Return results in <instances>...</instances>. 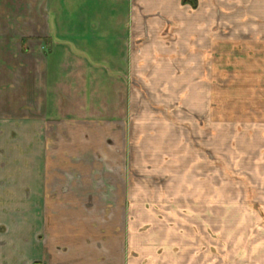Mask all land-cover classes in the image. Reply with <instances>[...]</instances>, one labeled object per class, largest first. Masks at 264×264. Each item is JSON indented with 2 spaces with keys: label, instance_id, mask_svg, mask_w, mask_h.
I'll list each match as a JSON object with an SVG mask.
<instances>
[{
  "label": "crops",
  "instance_id": "obj_1",
  "mask_svg": "<svg viewBox=\"0 0 264 264\" xmlns=\"http://www.w3.org/2000/svg\"><path fill=\"white\" fill-rule=\"evenodd\" d=\"M224 28L264 38V0H0V264H264V202L255 220L128 168L173 162L131 157V79L189 95Z\"/></svg>",
  "mask_w": 264,
  "mask_h": 264
},
{
  "label": "rangeland",
  "instance_id": "obj_2",
  "mask_svg": "<svg viewBox=\"0 0 264 264\" xmlns=\"http://www.w3.org/2000/svg\"><path fill=\"white\" fill-rule=\"evenodd\" d=\"M221 35L218 52L209 53L213 43L202 54V70L191 71L189 95L185 88L184 96L156 101L150 87L131 79L130 89L139 95L129 118L135 122L131 157L157 159L160 146L159 157L173 162L128 168L141 174L144 188L170 194L190 189L192 202L205 192L208 205L244 202L256 220L264 202V132L255 131L264 126V38H232L230 28ZM182 87L175 85L177 92Z\"/></svg>",
  "mask_w": 264,
  "mask_h": 264
}]
</instances>
